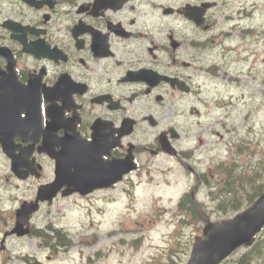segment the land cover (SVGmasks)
<instances>
[{"label":"flooded vegetation","instance_id":"af4514ba","mask_svg":"<svg viewBox=\"0 0 264 264\" xmlns=\"http://www.w3.org/2000/svg\"><path fill=\"white\" fill-rule=\"evenodd\" d=\"M240 3L0 0V138L18 146L9 154L0 143V206H13L0 209V230H13L19 208L57 176L61 192L70 191L84 181L104 182L95 176L113 177L105 163L129 151L137 169L123 182L150 173L156 160L182 156L177 140H171L177 157L161 150L159 136L172 126L161 125L168 113L174 117L199 102L198 79L209 70L208 49L216 41L208 27L232 22ZM29 115L40 126L26 121ZM127 119L135 122L130 137ZM33 134L40 140L29 147L23 138ZM46 135L55 138L50 151ZM72 136L75 142L61 140ZM80 142L95 150L79 155Z\"/></svg>","mask_w":264,"mask_h":264},{"label":"rangeland","instance_id":"374dc122","mask_svg":"<svg viewBox=\"0 0 264 264\" xmlns=\"http://www.w3.org/2000/svg\"><path fill=\"white\" fill-rule=\"evenodd\" d=\"M260 23L262 24V28H264V21H260ZM237 43L239 44V42L234 40L228 41L222 47H218L215 51L217 59L221 58V61L227 66L231 65V61H238L239 58L245 59L244 54L241 55L237 50L227 54L226 60L221 56L222 49H237ZM244 45L249 46L248 43ZM259 47L260 49L257 47L252 49L253 57L259 55V62L255 69L252 70L249 67V63L235 65L228 71L229 75L234 74L240 78L239 84L237 83L238 78L229 87L225 86L224 82L221 81L215 85L212 91V96L216 94L220 95V92L223 91L224 99L229 91V94L232 93V95L238 97L234 102L235 124L238 126L241 134H244L250 126H254L253 136L249 138L253 142V145H262L264 143V72H259V69L264 66V62L261 64L264 55V44L260 43ZM249 56L251 58L248 62L253 59L251 53H249ZM243 99L246 100V103L242 105L241 101ZM242 107H244V110H239ZM219 113L221 111L213 110L210 112L209 118H216ZM232 113L227 112L226 116ZM227 125H232L230 120H227ZM224 131L226 133V130ZM225 157L228 158L230 156L225 155ZM160 179L164 180L163 177H160ZM178 182H182L181 179ZM158 183L164 187L151 186L153 188H143L144 186H140L137 188L135 197H120L119 201L122 199L126 200L124 204L125 209L119 203L110 202L115 200V193H113L112 195L109 194V197L105 200L80 204L76 217L71 213H68L64 217H59V214H62L59 213L53 219H47L45 224L51 221L57 226L69 229L67 231L73 233L75 236L74 238L71 237L72 244L79 253L85 255V259L77 254L74 257L61 259L63 257L61 255L59 260H56L52 264H88V262H91L90 264H156L159 260H165L167 254L162 251L167 250L175 242L177 238V235H175L177 224H168L167 222L158 224V219H152L153 223L148 226L147 230H143L132 223L135 220L146 218V214L151 213V207L154 206L166 208L169 212L167 218L171 219V216L173 217V212L176 210L174 199L178 194L185 193L187 187L185 188V185L177 186L175 184L167 185L163 182ZM135 206V210L139 214L131 211V208ZM211 219H218V214L212 213ZM126 221L130 223L128 224ZM123 223H125L124 226L132 230L118 231L117 229ZM196 230H198V226L186 229L184 237L186 239L194 237ZM110 232L111 234H109ZM140 236H143L142 241H144V246L136 252L131 249L130 241ZM29 239L14 241L10 246L11 252L19 248L18 252L33 254L39 259L45 260L47 254L37 251L36 243ZM85 239L92 242L84 244L83 241ZM152 247H157L155 253L152 252ZM103 250H105V253L100 257L98 253ZM4 256L3 253L0 255L1 258Z\"/></svg>","mask_w":264,"mask_h":264},{"label":"water","instance_id":"95a60500","mask_svg":"<svg viewBox=\"0 0 264 264\" xmlns=\"http://www.w3.org/2000/svg\"><path fill=\"white\" fill-rule=\"evenodd\" d=\"M264 225V195L244 214L230 222L209 225L205 241H198L194 247L193 261L190 264H218L234 248L250 245L253 236Z\"/></svg>","mask_w":264,"mask_h":264},{"label":"trees","instance_id":"16d2710c","mask_svg":"<svg viewBox=\"0 0 264 264\" xmlns=\"http://www.w3.org/2000/svg\"><path fill=\"white\" fill-rule=\"evenodd\" d=\"M57 234H59V232H57Z\"/></svg>","mask_w":264,"mask_h":264}]
</instances>
